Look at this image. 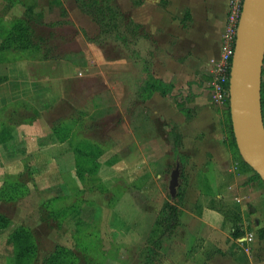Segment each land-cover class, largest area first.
Wrapping results in <instances>:
<instances>
[{"label":"crops","instance_id":"obj_1","mask_svg":"<svg viewBox=\"0 0 264 264\" xmlns=\"http://www.w3.org/2000/svg\"><path fill=\"white\" fill-rule=\"evenodd\" d=\"M123 2V10L152 37L153 76L171 87L173 97L146 102L152 116L164 122L165 136L141 138L148 124L133 119L127 105L125 122L116 125L122 137L110 149V156H115L112 158L122 157L111 168L124 178L127 187L140 184L132 189L134 192L126 189L108 211L96 205L89 212L82 211L85 200L81 199L75 220L73 215L64 216L61 228H53H69L71 233L72 227L83 221L110 225L114 231L130 229L142 238L149 237L159 215L149 206L168 200L166 190L170 192L169 175L175 164V169H180L179 182L181 176L184 179L182 185L179 183L184 203L178 205L182 211L180 229L172 249L167 246L168 239L164 242L159 259L164 264H264V182L251 170L238 171L226 142L222 107L212 102L209 90L211 62L221 57L228 0H141L139 6H134L133 0ZM66 61L57 62V66L74 72ZM25 64L22 72L32 68ZM18 68L0 62V76L10 77L0 86V106L25 98L30 92L25 85L19 87L29 82H19ZM160 95L157 91L152 98ZM11 136L0 143V187L10 174H21L28 162L29 173L36 178L34 188L46 196L37 209L41 210L48 198L58 202L80 198L84 186L71 138L61 139L44 115L16 125ZM166 137L169 142H165ZM137 192L145 195L143 201H139ZM156 193L159 199L154 200L150 194ZM33 218L49 226L54 223V217L18 213L0 229L1 256L14 254L9 242L13 233ZM249 234L254 235L252 243L246 241ZM57 237L65 238L58 233L37 237L44 254H52L62 245ZM248 246L250 251H246Z\"/></svg>","mask_w":264,"mask_h":264},{"label":"rangeland","instance_id":"obj_2","mask_svg":"<svg viewBox=\"0 0 264 264\" xmlns=\"http://www.w3.org/2000/svg\"><path fill=\"white\" fill-rule=\"evenodd\" d=\"M110 1L114 5V13H106L99 1L102 4L94 7L93 16L79 8L76 0H0V62L17 65L19 68L15 72L19 74V82L32 83L19 85H25V89L30 91L26 92L25 98L0 106V133L4 131L8 135L16 125L44 115L61 139L71 138L75 147L86 146L80 152L79 160L84 180L80 198L60 202L48 198L43 208L37 209L46 196L34 188L36 178L29 173L28 162H25L26 168L21 174H10L7 182L0 187L1 192L6 185L2 192L5 197L0 199V213L9 223L18 213L27 215L33 212V216L38 218L54 217L50 226L34 218L23 224L21 227L32 232L28 241L32 254L18 259L17 249L11 244L14 254L0 255V264H40L46 254L40 249L37 237L50 236L51 233L65 236L57 237L61 246L75 252V256L72 253L67 256L69 264H164L159 259L160 253L155 257L150 254V249L158 252L150 236L142 238L137 231H114L110 225L88 222H82L80 229L73 226L71 233L69 228L67 231L54 229L60 227L63 213L73 215L75 220L78 215L73 210L78 203L81 207V199L85 200L82 211L89 212L93 205L108 211L126 189V192H134L132 189L140 184L137 182L127 187L124 178L111 168L122 157L117 155V158H112L115 156H110V149L122 137L116 125L125 122L127 105L133 119L146 120L148 124L141 138L165 136L164 122L152 116L146 102L149 99L156 102L168 100L173 94L160 93L158 98H152L148 90L142 91L148 74L139 57L143 40L136 41V37L141 39V24L131 14L128 13L127 17L119 12V8H124L123 0ZM133 2L134 6H139L141 0ZM117 5H120L119 8ZM14 27L18 32L13 31ZM65 60L72 64L74 72L71 68L57 66V62ZM23 64L32 65V68L22 72ZM9 78L0 76V86ZM165 139L167 142L168 137ZM89 143L95 147L89 146ZM174 165L171 173L176 170ZM180 184L178 188L182 187ZM168 190L166 201H170ZM137 194L139 201H143L145 195L141 192ZM153 195L154 200L159 199L157 193L150 194L151 197ZM166 201L149 207L162 215ZM61 204H65L63 209ZM152 238L155 239V236ZM167 241V246L172 249L175 240L170 237ZM33 249L36 250L35 257Z\"/></svg>","mask_w":264,"mask_h":264},{"label":"water","instance_id":"obj_3","mask_svg":"<svg viewBox=\"0 0 264 264\" xmlns=\"http://www.w3.org/2000/svg\"><path fill=\"white\" fill-rule=\"evenodd\" d=\"M264 0H245L230 73V114L235 140L244 161L264 181ZM172 173L171 194L179 184Z\"/></svg>","mask_w":264,"mask_h":264},{"label":"trees","instance_id":"obj_4","mask_svg":"<svg viewBox=\"0 0 264 264\" xmlns=\"http://www.w3.org/2000/svg\"><path fill=\"white\" fill-rule=\"evenodd\" d=\"M78 7L81 8L86 14H92L94 16L93 10L94 7L98 6L99 4H102V8L106 13H114V5L111 3L110 0H76ZM102 3H100V2ZM115 0H113L114 3ZM120 5H117V8H119ZM119 12L122 13L123 16L128 17V13H125L123 10L119 8ZM117 12L115 13V15ZM97 16V15H96ZM113 18V17H112ZM142 34L141 39L139 37H136V41L139 42V40H143L142 44H144L143 48L140 49V59L143 61L144 65L146 66L147 71V80L143 82L142 87H145V89L142 88V91L148 90V92L153 95L155 92L159 91L161 94L165 93H171V87L169 84L165 83L163 80L158 79L153 76L151 64H152V58L154 57V51H152L151 42L152 37L151 35L146 31V29L141 25ZM20 31V29H18ZM13 31L16 33V27L13 28ZM11 35V33H9ZM134 39V38H133ZM28 47V46H26ZM139 52V51H138ZM141 88V87H140ZM140 91V90H139ZM150 94L148 96H150ZM230 98L227 100L226 104L222 106V115H223V121H224V129L226 131V142L229 147V150L234 158V161L236 163V167L240 173H243L244 171L251 170L256 177L262 180V178L257 174L242 158L240 151L238 149L233 127H232V121H231V114H230ZM262 103H263V114H264V72H263V89H262ZM52 126V125H51ZM53 131L58 134V132L55 130L54 126L52 127ZM5 132L2 131L0 133V143L7 142L12 136L11 133L8 135H5ZM89 146H92L93 148L95 145H92L89 143ZM84 147H76V153L78 158V176L82 181L83 175L79 170V160H80V152L83 150ZM175 144V148H177ZM94 169V168H93ZM92 171H95L93 170ZM264 182V181H263ZM6 186V185H5ZM5 186L2 188V191L0 192V199L5 197L2 192L5 191ZM181 191H180V189ZM179 191L175 194H170V201L165 202V211H163L162 215L160 214L157 218L155 225L152 229V232L150 234V239H152V243L154 247L158 248V252L156 250L150 249L151 253L154 254V257L157 253H159V249L162 248L164 245V242L168 238H174L178 236V231L180 229V223L179 218L181 217L182 211L179 209L178 205H183V190L181 187H179ZM4 189V191H3ZM176 200V202H174ZM52 202V201H50ZM77 208V207H76ZM76 208H74L73 212H76ZM78 209V208H77ZM72 212V213H73ZM62 215L67 216L70 214L63 213ZM44 216L43 218H45ZM47 217H50V215H47ZM83 221H79L77 223V228H81V224ZM9 224L8 219L0 213V229L7 227ZM60 225V224H59ZM159 230V231H158ZM32 232L31 230H27L23 227L16 230L11 239L10 243L14 244L17 251V258L20 259L23 256L31 255L30 246L28 241L32 236L30 235ZM155 236V239L152 237ZM24 238V241L22 242ZM34 238V237H33ZM23 246V248L21 247ZM26 253V254H25ZM76 255L75 252H71L67 248H63V246H58L57 249L49 255H46L44 260L40 264H69V261L67 260V256L69 254ZM36 250L33 249V257H35ZM38 254V251H37ZM39 255V254H38ZM158 255V254H157ZM153 258V257H152ZM150 261V260H149ZM149 264V263H147Z\"/></svg>","mask_w":264,"mask_h":264},{"label":"built area","instance_id":"obj_5","mask_svg":"<svg viewBox=\"0 0 264 264\" xmlns=\"http://www.w3.org/2000/svg\"><path fill=\"white\" fill-rule=\"evenodd\" d=\"M244 2L245 0H228L229 9L221 46V57L211 62L212 77L209 81V90L212 102L219 106H224L230 98L229 84L232 59ZM246 241L252 243L254 241V235L249 234ZM246 251H250L249 246Z\"/></svg>","mask_w":264,"mask_h":264}]
</instances>
